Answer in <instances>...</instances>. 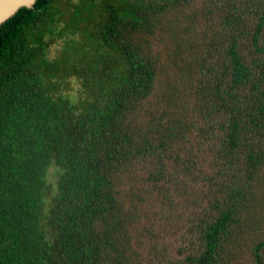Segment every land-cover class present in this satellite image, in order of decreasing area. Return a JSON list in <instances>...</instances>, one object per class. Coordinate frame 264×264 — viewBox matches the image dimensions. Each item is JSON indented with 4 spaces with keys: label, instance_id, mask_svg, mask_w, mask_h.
Returning <instances> with one entry per match:
<instances>
[{
    "label": "trees",
    "instance_id": "trees-1",
    "mask_svg": "<svg viewBox=\"0 0 264 264\" xmlns=\"http://www.w3.org/2000/svg\"><path fill=\"white\" fill-rule=\"evenodd\" d=\"M0 264H264V0L4 22Z\"/></svg>",
    "mask_w": 264,
    "mask_h": 264
},
{
    "label": "water",
    "instance_id": "water-1",
    "mask_svg": "<svg viewBox=\"0 0 264 264\" xmlns=\"http://www.w3.org/2000/svg\"><path fill=\"white\" fill-rule=\"evenodd\" d=\"M37 0H0V26L22 7L32 8Z\"/></svg>",
    "mask_w": 264,
    "mask_h": 264
},
{
    "label": "rangeland",
    "instance_id": "rangeland-1",
    "mask_svg": "<svg viewBox=\"0 0 264 264\" xmlns=\"http://www.w3.org/2000/svg\"><path fill=\"white\" fill-rule=\"evenodd\" d=\"M57 48L59 49V47H55L54 49H53V54L55 55L56 54V50H57ZM71 84H70V86H71V91H69V90H66L67 92L69 91V92H71L76 98L79 96V94H78V90H79V87H80V85H79V83L75 80V79H72L71 80V82H70Z\"/></svg>",
    "mask_w": 264,
    "mask_h": 264
}]
</instances>
